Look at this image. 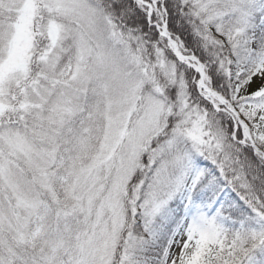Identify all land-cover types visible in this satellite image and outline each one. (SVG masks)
Instances as JSON below:
<instances>
[{"label": "snow or ice", "instance_id": "6c2138e0", "mask_svg": "<svg viewBox=\"0 0 264 264\" xmlns=\"http://www.w3.org/2000/svg\"><path fill=\"white\" fill-rule=\"evenodd\" d=\"M0 264H264V0H0Z\"/></svg>", "mask_w": 264, "mask_h": 264}]
</instances>
